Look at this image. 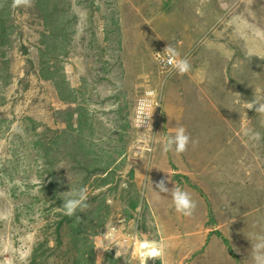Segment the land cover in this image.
I'll return each instance as SVG.
<instances>
[{
	"label": "rangeland",
	"instance_id": "374dc122",
	"mask_svg": "<svg viewBox=\"0 0 264 264\" xmlns=\"http://www.w3.org/2000/svg\"><path fill=\"white\" fill-rule=\"evenodd\" d=\"M42 1L14 10L7 0L0 11V264H72L89 251L63 221L69 179L88 188L81 231L95 234L96 264H226L225 249L231 264H253L251 242L264 235V121L245 103L264 100V0ZM168 44L190 61L188 74L157 61ZM63 80L89 119L65 137L78 103L61 99ZM146 91L156 93L153 132L135 123ZM179 126L198 143L164 153ZM76 156L92 158L89 170ZM165 179L197 202L192 217L152 190ZM122 219L138 224L146 250L122 242ZM161 243L162 257L141 255Z\"/></svg>",
	"mask_w": 264,
	"mask_h": 264
},
{
	"label": "clouds",
	"instance_id": "9594fccd",
	"mask_svg": "<svg viewBox=\"0 0 264 264\" xmlns=\"http://www.w3.org/2000/svg\"><path fill=\"white\" fill-rule=\"evenodd\" d=\"M34 4L35 0H11V8L14 10L30 9L34 7ZM155 55L158 59L165 57L166 63L179 75H185L191 71L192 66L190 61L187 58L181 57L177 49L169 44L163 53H155ZM155 95L156 93L154 91H146L145 97H142L134 108V112L136 113L135 123L139 128L145 127V132H153L151 120L156 108L154 109L153 100L150 98ZM245 105L248 110H254L256 116H259L261 120L264 121V100L256 98L254 95V98L245 103ZM243 135L250 141L259 142L262 139V134L252 128L243 129ZM197 143L198 141L191 138L185 127L179 126L175 129L174 135L167 137L161 150L164 153L174 152L176 155H180L187 153L189 146H195ZM69 181L70 191L61 194L63 200L61 211L66 216H75L76 222L79 223L81 222V217L77 216V213L84 212L90 208L88 203V188L83 184H80L77 187H72V182L70 179ZM168 183H171L170 179L161 180L159 183L155 184V186L152 182V190L157 195L163 194L165 196H170L177 213L185 217H192L198 208L197 202L188 191L175 185L174 187L169 188L167 186ZM130 238L135 239V237ZM143 247H148L147 243H145ZM165 250V245L161 243L158 247L151 248L149 252H145L143 255L155 259L157 257H162L165 254ZM119 254L120 252L117 251L116 255ZM251 260L253 261V264H264V235H257L255 237V242H251Z\"/></svg>",
	"mask_w": 264,
	"mask_h": 264
},
{
	"label": "trees",
	"instance_id": "16d2710c",
	"mask_svg": "<svg viewBox=\"0 0 264 264\" xmlns=\"http://www.w3.org/2000/svg\"><path fill=\"white\" fill-rule=\"evenodd\" d=\"M44 4H45V1L43 0L41 2V5H44ZM6 7H7V0H0V11H2ZM0 25H1L0 29L1 30L4 29V26H3L4 24L0 22ZM40 73H41V76H43V78L51 79V80L56 79L55 78L56 72H54L52 70V68H50L49 66H41ZM50 74H52V75H50ZM57 87L59 89V95L63 101H65V102L69 101L70 104H77L78 103L74 109V112L77 116V126L75 128H73L74 125L72 123L66 122L67 128L61 132V135L63 137H65L64 136V135H66L65 131L68 133L69 130L72 133L78 134L79 132L82 131V128H84L86 124H87V126L89 125V119H88L86 113L84 112L82 105L77 100L78 99L77 96H75V93H74L75 90H70L69 86L65 84L64 80H63V84L57 85ZM64 93H66V94L64 95ZM76 95H77V93H76ZM68 112H69V110H67L65 112L62 111L61 113H68ZM72 116H73V112L70 113V117H72ZM77 144H78V142L76 143V145ZM79 145L80 144H78V146ZM91 160H92V158L90 157L86 161H85V159L83 161H80L77 157V159H75V166L82 167V163L85 162V168L87 170H89V165L91 164ZM102 172L104 174L108 173V167H102ZM106 181H107L106 178H104L101 181V183L103 182L102 184H105ZM51 187L54 188L53 193L57 194L58 191H57V181L56 180H53L51 182ZM64 192H66V189L64 191H60V194H62ZM81 213L82 212L77 213V216L81 217V222H79V223L76 222L75 216L69 217V216L64 215L65 220H63V221H66L69 225V229L71 231V233H70L71 237H75L77 239V237L80 238L81 236H84L83 237L84 238L83 248H86L87 245H90L89 251L81 253L79 259L77 256V258L72 262V264H96L95 263L96 254H95L94 245L92 242V237L95 236V234L92 233V231H87V229H85L84 231H81V228L83 227V222H90L89 217H87V220L85 221L84 218H82ZM63 221L61 220L60 225L63 223ZM86 231H87V233H86ZM77 244H79V243L77 241H75V245L79 246Z\"/></svg>",
	"mask_w": 264,
	"mask_h": 264
},
{
	"label": "built area",
	"instance_id": "2783aa9c",
	"mask_svg": "<svg viewBox=\"0 0 264 264\" xmlns=\"http://www.w3.org/2000/svg\"><path fill=\"white\" fill-rule=\"evenodd\" d=\"M157 61H159L165 68H168L169 70L173 71V69L171 68V66H169L166 63V58L165 57H161V58H157ZM120 224H122V227H124V233H123V237H122V242L124 244H126L128 246V248L132 251V253H135L137 251V248H141L142 250H146L145 247H143L145 242H141L139 239V235H138V224L135 223L134 226H132V229L126 228V220L122 219L119 221ZM132 224V223H129ZM130 237H135V239H131ZM149 252V251H148ZM143 253H141V255H143Z\"/></svg>",
	"mask_w": 264,
	"mask_h": 264
},
{
	"label": "crops",
	"instance_id": "0c3cea01",
	"mask_svg": "<svg viewBox=\"0 0 264 264\" xmlns=\"http://www.w3.org/2000/svg\"><path fill=\"white\" fill-rule=\"evenodd\" d=\"M191 239H192V242H193V243H196L197 240H198L197 237H194V238H191ZM191 239H189V241H188L189 243H190ZM208 240H209V239H207L206 242L203 240L204 243H205V245L207 244V241H208ZM203 241H201V242L199 241L200 244L203 243ZM212 244L214 245L213 242H212ZM212 244H211V246H212ZM205 245L202 244L201 246H205ZM212 249H213V247H212ZM225 251H226V253H224V250H223V259H224V255L227 256V257H226V264H231V263H230V257H229V256H230V255H229V251H227V249H225Z\"/></svg>",
	"mask_w": 264,
	"mask_h": 264
},
{
	"label": "bare ground",
	"instance_id": "6f19581e",
	"mask_svg": "<svg viewBox=\"0 0 264 264\" xmlns=\"http://www.w3.org/2000/svg\"><path fill=\"white\" fill-rule=\"evenodd\" d=\"M145 244V243H144ZM148 245V244H147ZM146 248V247H145ZM147 258V257H146Z\"/></svg>",
	"mask_w": 264,
	"mask_h": 264
}]
</instances>
